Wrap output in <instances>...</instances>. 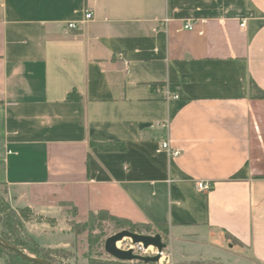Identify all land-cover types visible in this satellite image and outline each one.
Instances as JSON below:
<instances>
[{"label":"crops","instance_id":"1","mask_svg":"<svg viewBox=\"0 0 264 264\" xmlns=\"http://www.w3.org/2000/svg\"><path fill=\"white\" fill-rule=\"evenodd\" d=\"M0 185L264 264V0H0Z\"/></svg>","mask_w":264,"mask_h":264},{"label":"rangeland","instance_id":"2","mask_svg":"<svg viewBox=\"0 0 264 264\" xmlns=\"http://www.w3.org/2000/svg\"><path fill=\"white\" fill-rule=\"evenodd\" d=\"M8 188L0 185V237L7 243L14 245L30 256L38 258L47 254L56 264H106L117 261L105 252V243L111 236L122 232L137 230L143 235L160 234L165 237L168 229L164 226L133 223L132 229L122 226L112 217L101 218L100 212H81L71 203L62 202V216H43L32 212L28 221L22 220L17 207H13L7 197ZM21 219L18 233L9 228L14 220ZM119 221L123 219L117 218ZM120 249L128 250L131 247L135 254L142 256H156L158 250L146 252L140 245L136 247L129 238L120 241ZM141 248V249H140ZM42 259V258H38ZM45 260V259H43ZM47 261V260H46ZM49 262V261H48ZM191 261H177L168 248L164 251L158 263L150 264H183ZM196 264H219L211 261H192ZM14 259L5 250L0 249V264H14ZM51 263V262H50ZM144 264L138 261L122 262L120 264ZM53 264V263H51Z\"/></svg>","mask_w":264,"mask_h":264},{"label":"water","instance_id":"3","mask_svg":"<svg viewBox=\"0 0 264 264\" xmlns=\"http://www.w3.org/2000/svg\"><path fill=\"white\" fill-rule=\"evenodd\" d=\"M125 238L131 239L134 246L139 247L141 245L145 250L153 246L158 250V254L156 256H142L135 254L133 249L125 250L118 248L117 243L124 240ZM0 246L16 253L23 260L28 261L32 264H51L46 260L30 256L20 248L5 242L1 237ZM167 248L168 244L164 242L163 237L160 234L143 235L127 230L111 236L105 243V252L115 260L121 262L138 261L144 264L158 263L161 259L162 254Z\"/></svg>","mask_w":264,"mask_h":264},{"label":"trees","instance_id":"4","mask_svg":"<svg viewBox=\"0 0 264 264\" xmlns=\"http://www.w3.org/2000/svg\"><path fill=\"white\" fill-rule=\"evenodd\" d=\"M114 147L115 146L112 147V145L109 146L110 149H114ZM19 213L21 214V217L20 218L22 220H24V221H28L30 219V216H32V210L30 208H21V209H19ZM99 215L101 216V218H107V217H109L110 214L107 213V212L102 211V212L99 213ZM110 217H112L113 219H115L116 222L119 223L120 225L125 226V227H128L130 229H132L134 226H136L135 224H133L130 221H127V220L119 221V219H117V217H114V216H111V215H110ZM21 219L14 220L12 224L10 223L8 225L9 228L11 230H13L14 232L18 233V230L17 229L21 225ZM133 231L134 232H137V230H133ZM167 236H168V232L165 235V237H167ZM0 249L1 250H5L10 256L13 257L14 262H15L14 264H32V263H30L28 261L23 260L16 253H14V252H12L10 250H7V249H5V248H3L1 246H0ZM37 254L39 255L38 258H42V259H45V260H47V261H49V262H51L53 264H56L52 259H50V257L47 254H41L39 252H37ZM120 263H122V262L121 261H115V262L114 261H109L106 264H120ZM183 264H189V263H186L185 262ZM190 264H196V262L195 263L194 262H191ZM219 264H221V263H219Z\"/></svg>","mask_w":264,"mask_h":264},{"label":"built area","instance_id":"5","mask_svg":"<svg viewBox=\"0 0 264 264\" xmlns=\"http://www.w3.org/2000/svg\"><path fill=\"white\" fill-rule=\"evenodd\" d=\"M92 19H93V13L90 10H86L85 11V19H84V21L82 23H86V22H88V21H90ZM246 25H247V20L245 19L242 22L241 27L244 28V27H246ZM68 27L70 29H77L78 28V23L71 22V23L68 24ZM184 28L186 30H192V29H194V23L187 22ZM161 148H162L163 151H166L167 153H169V155H172V156H178L180 154L179 151L172 149L169 141L164 142L162 144ZM198 188L201 191H209V190H211L212 185L210 183H207V182H199L198 183ZM147 250L148 249H146L144 251H147Z\"/></svg>","mask_w":264,"mask_h":264},{"label":"bare ground","instance_id":"6","mask_svg":"<svg viewBox=\"0 0 264 264\" xmlns=\"http://www.w3.org/2000/svg\"><path fill=\"white\" fill-rule=\"evenodd\" d=\"M117 246H118V248H120V243L119 242L117 243ZM132 248H134V247H131L130 249H132ZM149 250L151 251L152 247L148 248V250L146 252H148Z\"/></svg>","mask_w":264,"mask_h":264}]
</instances>
